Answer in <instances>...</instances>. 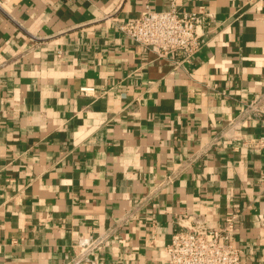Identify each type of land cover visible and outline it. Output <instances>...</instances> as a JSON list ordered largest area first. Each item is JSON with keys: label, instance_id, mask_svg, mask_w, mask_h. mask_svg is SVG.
I'll use <instances>...</instances> for the list:
<instances>
[{"label": "crops", "instance_id": "crops-1", "mask_svg": "<svg viewBox=\"0 0 264 264\" xmlns=\"http://www.w3.org/2000/svg\"><path fill=\"white\" fill-rule=\"evenodd\" d=\"M209 14L190 62L118 24ZM92 87L83 91L82 88ZM264 0H0V264H166L178 228L238 210L240 264H264ZM239 121L236 127L232 124Z\"/></svg>", "mask_w": 264, "mask_h": 264}, {"label": "built area", "instance_id": "built-area-1", "mask_svg": "<svg viewBox=\"0 0 264 264\" xmlns=\"http://www.w3.org/2000/svg\"><path fill=\"white\" fill-rule=\"evenodd\" d=\"M209 14L203 6L194 11H180L173 5L166 10L146 8L138 16L122 21L118 29L131 41L152 48L158 56L181 55L180 61L190 62L205 42L204 27ZM92 87L82 88L83 91ZM257 117L262 128L258 136L241 139L246 148H264V92L249 100L240 114V122ZM236 121L232 127H236ZM238 210L226 212L222 225L209 227L200 220L187 226L178 219V228L165 247L166 264H240L242 250L232 241ZM108 233L79 240L73 246V258L65 264H81L90 254L101 249Z\"/></svg>", "mask_w": 264, "mask_h": 264}]
</instances>
